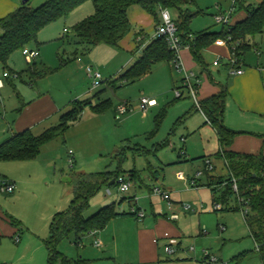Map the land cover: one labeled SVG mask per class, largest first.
I'll use <instances>...</instances> for the list:
<instances>
[{"label":"rangeland","instance_id":"obj_1","mask_svg":"<svg viewBox=\"0 0 264 264\" xmlns=\"http://www.w3.org/2000/svg\"><path fill=\"white\" fill-rule=\"evenodd\" d=\"M10 1H15L19 5L23 2ZM41 1L30 0V4L39 6L43 3H40ZM232 1L196 0L195 3L183 6L182 9L192 13L201 10V13L192 17L190 30L193 33L205 30L221 31L224 25L217 23L215 16L220 13V6L223 10H228ZM254 1L243 0V6ZM239 5L240 3L236 7V15L243 11ZM168 10L173 20H179L178 9ZM94 13V4L88 0L66 17L59 18L40 31L38 39L42 61L41 57H38L36 62L41 70L37 73V83L32 90L50 92L63 106L59 115H56V120L54 118L48 126L57 124L61 112L74 100L92 99L94 103H98L110 99L112 106L102 113H94L90 107H86L81 117L63 134L45 144L36 158L0 162V204L6 212L20 221L22 238H25L29 246L28 258L34 256L35 260L39 259L41 252L39 249L45 257L48 251L45 241L50 236L53 217L57 212L68 210L79 178L84 174L110 170L120 172V177L126 175L128 180L133 173L137 176L139 174L140 178L137 177L133 182L130 180L132 184L127 192L119 191L118 182L113 185L103 184L97 194L90 199L89 207L85 211L86 216L95 213L102 206L120 201L123 197L135 196L131 203L125 201L118 205V209L129 211L132 206L139 205L146 212L144 220H152L153 210L160 214L170 212L168 201L163 200L160 194L154 193V188L164 185L166 188L172 187L176 190L172 192V199L182 202L186 209L182 212L178 225L182 232L178 238V242L181 243L175 253H168L164 249L166 241H160L161 264H261L256 244L242 211L238 209L215 211L214 200L222 203L224 208H230L239 204L236 196H229L226 202L224 185H217L214 190L205 186L211 176L227 177L229 171L224 160L216 156L220 145L211 122L200 106L204 98L202 91L199 92V85L195 86L198 104L183 83L182 79L186 76L184 69L167 61L154 63L147 73L134 82L126 84L113 82L123 67L128 66L132 59H135L131 62L134 63L139 58L141 55L139 43L142 40L144 42L146 38L151 39L150 37L155 34L157 27L155 17L144 12L140 5L132 6L129 10L131 33L117 44L103 42L87 52L75 44L77 37L73 26ZM158 18L160 20L161 10ZM135 32L137 34L141 32L140 41H135L137 36ZM251 42L252 48L241 56L244 62L242 70L245 72L264 66V33L256 34ZM125 43L132 46V50L124 46ZM35 45L33 44L34 47ZM214 45L217 51L202 52L208 70H203L199 64L194 70L202 80L216 87L220 88V84L228 83L231 92L237 75L227 66L228 45L223 40ZM257 48L261 51V56L256 52ZM75 50L77 53L73 55ZM77 57L82 58V61H77ZM218 57L221 63L220 66H215L213 61ZM60 58L72 60L60 67ZM9 64L18 72L26 70L29 66L22 51H16L11 56ZM43 64L52 69V72L44 74ZM87 65L101 73L102 78L97 87H94V79L87 72ZM39 75L41 77H38ZM23 79L26 81L25 77ZM14 83L16 89L8 85L0 89L2 95L0 119L8 120V117L14 114L12 107L18 102V94L31 90L29 84L23 83L20 78H16ZM177 90L183 92L182 98H177ZM248 91L252 96L259 94L256 85ZM143 97L155 99L157 102L147 117L138 109L139 101ZM233 99L230 94L226 101L224 123L229 128L231 127L228 124L235 126L232 128H236L237 131H240L238 128H252L254 131L251 132H254L255 136L243 137L245 139L239 146L240 150H252L254 148L252 140L255 139L253 137L264 134V117L249 111L236 112ZM120 103H129L134 110L118 119L115 115L117 105ZM160 113L164 116L156 129V118ZM240 119L244 125H240ZM39 130L40 128L36 129V133L39 134L41 132ZM11 134V132L2 134L0 143L7 140ZM209 159L215 166L213 170L208 169ZM179 172L186 176L196 175L203 185L187 188L184 181L178 178ZM13 179L17 181L15 192L3 191L1 181ZM108 189L111 190V194L107 193ZM126 217L135 220L134 216ZM87 236L86 246L95 252H101ZM75 242V233H70L59 244L58 249L77 258L78 253L81 254V249ZM4 244V253L7 251L9 255L15 247L21 245L16 244L12 238L5 239ZM119 247L130 248L127 243L120 242ZM204 250L217 256L220 262L205 261ZM244 250L250 252L240 260L234 258ZM24 260L17 261V264H23Z\"/></svg>","mask_w":264,"mask_h":264},{"label":"trees","instance_id":"obj_2","mask_svg":"<svg viewBox=\"0 0 264 264\" xmlns=\"http://www.w3.org/2000/svg\"><path fill=\"white\" fill-rule=\"evenodd\" d=\"M86 1L88 0H46L39 6H32L28 0L13 12L0 18V67L10 73H17L19 77L21 73L10 67L11 56L16 51H23L25 47L31 48L33 44L39 45L38 36L44 27L59 18L66 17ZM91 1L94 4L95 13L73 26L74 34L77 37L75 44L87 52L103 42L117 44L131 32L132 23L129 18V9L133 5H140L145 11L153 15L156 25L160 23L158 13L161 9H178L180 18L176 23L182 40L185 44H190L193 56L199 63H204L203 50L218 39L225 40L231 53L240 59L246 51L252 48L251 40L254 39V36L258 33H264V0H255L246 6H243L242 0L239 7L246 11V16L242 20L224 26L221 31L205 30L198 33H193L189 27L192 17L201 13V10L192 13L187 9H182L183 6L195 3L196 0ZM141 32L137 36L141 35ZM146 39L148 40V38ZM142 44L140 42L139 47ZM76 53L77 50L73 52V55ZM71 60V58H60V67ZM175 60H177V54L170 49L165 38H151L142 48L139 58L115 77L113 82L115 84L134 82L147 73L154 63L160 61L171 63ZM34 61L28 63V69H32L36 65ZM50 72L52 69L43 71L44 74ZM182 97L183 93L177 98ZM225 100L226 88L223 87L218 93L206 97L200 102V106L211 122L219 141L220 147L216 156L224 160L229 171L227 177L215 178L211 176L205 186L214 190L217 185H224L226 187L224 196H227L225 201L227 202L229 196L235 195L239 203L235 207L220 208L215 211L242 210L246 204L249 206V211L243 217L256 244L261 264H264V151L248 153L232 149L236 137L244 132L235 131L224 123ZM111 106L112 101L110 99L98 103H94L92 99L71 101L68 108L61 112L57 124L46 128L39 134H35L30 128L14 132L7 140L0 143V162L36 158L40 154L41 148L63 134L72 123L81 117L86 107H90L94 113H102ZM163 116L164 114L160 113L156 118V129H158ZM262 137L264 138V135ZM118 176L119 172L107 170L84 174L82 178H79L68 210L57 212L50 224V236L45 241L49 250L48 264H57L58 261L71 262L58 249L59 244L70 233H75L77 241L90 231L102 229L112 218L137 216L135 211H120L118 209V205L125 201L131 203L133 196L123 197L118 202L102 206L89 216L85 215L90 199L97 194L103 184H115ZM112 180H115L113 184L111 183ZM234 180L238 186L237 191L233 187ZM1 182L8 181L2 180ZM137 209L139 210V208ZM248 252L250 251L244 250L234 258L240 260ZM74 262L76 264H91L88 259L81 257L75 259ZM160 262L162 263V260Z\"/></svg>","mask_w":264,"mask_h":264},{"label":"crops","instance_id":"obj_3","mask_svg":"<svg viewBox=\"0 0 264 264\" xmlns=\"http://www.w3.org/2000/svg\"><path fill=\"white\" fill-rule=\"evenodd\" d=\"M45 1L46 0H42L40 3L45 2ZM20 5L15 1L0 0V18L5 17L9 13L13 12ZM143 11L147 12L144 9ZM219 11L221 13L226 10H223L222 6H220ZM236 11H237V8L233 13L232 24L239 20H242L246 16V13L244 10L242 11L240 15H236ZM129 18H130V15H129ZM160 22H161V18H160ZM130 33L131 32H129L128 34ZM135 34L137 33L135 32ZM135 37H136L135 41H140L142 36L138 35ZM150 38H153V36ZM148 40L145 39L144 42H142L143 40L141 41V43H143L140 47L141 51H142V48L146 45ZM221 40L223 39H218L216 42L221 41ZM223 41L226 43L225 40ZM215 43H213L211 46H209L205 50L217 51L216 50L217 48L214 45ZM125 44L123 45L132 50V46H128V43H125ZM31 48L38 49L39 50L38 57H41L42 52L40 49V42H39V45H35V47L32 45ZM228 48H229V52L227 54V59L231 54L229 45H228ZM256 52L260 56L262 55L259 48L256 49ZM76 59L79 62L82 61V58L77 57ZM217 59H220V58L218 57ZM217 59H215L214 61H216ZM36 60L34 61L36 65L33 66L32 69L27 68L26 70L19 72L21 74L17 78L22 79L23 83L29 84V87H31V90H28L21 94L18 92L19 93L18 102L13 104V107H12L14 114L12 113L8 117V120L6 118L0 119V136L4 134L5 132L14 133V132L22 131L27 128H30L35 134H38V132L36 133V129L40 128L39 131L42 132L46 128L50 127L48 126V123L54 120V118L56 120V115H59V112L63 108V106L57 102V100L50 94V92H42V90H39V89L37 91L32 90L33 86L36 85L37 83L36 81L37 73L41 70L38 68V64ZM134 60L135 59H132L128 63V66H126L125 68L123 67V69L125 70L127 67L132 65L133 63L131 62H133ZM41 61H42V57H41ZM214 61H213V64H214ZM177 62L174 61L173 63H175L176 65H179L180 68H183L185 74H187L188 72H194L196 77L200 79L201 84H199V92L202 91V98H206L213 94H216L219 91H221V89L224 87L226 88L225 106H226V101H228L229 96L231 94V96L234 98L233 103H234L236 112L245 113L246 111H249V113H253L255 115L264 117V66L263 65H262L263 69L262 68L253 69L249 72L243 71L242 74L235 73L237 77L235 78V83L233 84L231 88V92H230L228 83L220 84V88H219L213 84H210L208 81L206 82L202 80L201 76L195 72L194 67L199 64L201 65L203 70H208V65L205 62V60H204V63H199L198 61H196L190 47H185L180 51ZM220 63H221V59L218 65H215V64L214 65L220 66ZM243 63L244 62L242 60L239 67L242 68ZM227 66L232 72V69L229 63H227ZM46 69H50V68H48L47 65L43 64L42 71ZM123 69L121 70V72L123 71ZM3 71L4 70L0 67V79H2ZM23 77H25L26 81L23 79ZM38 77H41V75H39ZM15 79L16 78H11V77L4 78L3 87H1L0 89L5 88L6 85L11 86L14 89H16V84L14 83ZM185 79H186V76L182 79L183 83L185 82ZM255 85L257 89L259 90V94L256 93L255 95L252 96V93H250V91L248 90H250V88ZM25 86H28V85H25ZM1 100H2V95H0V104H1ZM121 104L123 103L118 104L117 107ZM139 105H140V101H139ZM139 105H138V109L140 110ZM156 105L150 107L146 114L143 113L144 115H146L145 117L148 116L147 114L149 113V111L152 108H154ZM133 110L134 108L131 107L130 105L129 111H133ZM224 113H225V110H224ZM239 123L240 125H244L242 124L243 122L241 119ZM228 125L231 127V129L233 130L235 129V131H237L236 128H232L235 126H232L231 124H228ZM238 129H240V131L244 133L239 134L236 137L232 145V149L236 151L248 152V153H258L259 151H264V138L262 137V135L264 134L258 135V137H253L255 139L252 140L254 142L253 143L254 148L252 150H246V151L240 150L239 146L243 143V140L246 138V136H255V134L254 132H251V131H254L252 128L244 127V128H238ZM255 131H260V130H255ZM208 161L211 162L210 159ZM211 164L213 165L212 162ZM119 176H120V172H119ZM137 177L140 178L139 174L137 176L136 173H133L132 175H130L129 180L127 179L126 175L124 178H126L129 182L130 180L133 182L137 180ZM178 178L184 181V185L187 188H189L190 186L199 187L203 185L200 182L199 178L196 177V175L193 176V175L187 174L186 176V174H184L183 172H179ZM9 182L14 185L13 192H15V189L17 187L16 186L17 181L13 179ZM159 188L162 191L168 192L170 195L171 205L169 206V204H167L168 210L170 211L169 213L160 214V213H156L153 210L152 220H144L147 215H146V212L143 210L145 212V216L142 219L138 218L137 216H134L136 222L135 220L129 217H126V216L112 218L106 224V226L103 227L102 229L93 230L96 232L90 231L87 234H85L83 237H81L80 240H77L75 242V244L79 246V249H81V252H80L81 254L78 253L77 258L81 257L83 259H88L91 264H161L160 262L161 261L160 241L165 240L166 241L165 245H166L170 237L175 238L177 240L178 238H180V236L182 235V232L178 225H179V221L181 220V214L182 212H185L186 209L181 204L182 202L180 203L178 200L172 199V192L176 191L174 190V188L172 187L166 188L164 185ZM133 197L135 198V196ZM217 203L221 204V208H224L222 203L216 200H214L213 202L214 207H215V204ZM132 207H136L142 210V208L139 205L138 206L135 205ZM172 215H177V218L172 219L171 218ZM20 224H21L20 221L16 220L14 215L10 214L9 212H6L5 209L0 204V264H7V263L17 264V261L19 262V260L21 259H25L23 264H44V263L46 264L48 263L49 250L46 251L45 257L43 255L42 250L39 249L41 251L39 259L35 260L34 256L28 258L30 256V253L28 252L29 246L25 238H22V235H21L22 226ZM85 236L91 238L92 239L91 241L94 244V246L97 247L98 250H100L101 252H95L89 247H87L85 244V241L87 242V239ZM8 238L14 239L16 244H21L15 247L12 254L10 255L7 253V251L6 253H4L5 251L3 250L5 248L4 241L5 239H8ZM98 239L101 240L102 242L101 246L95 245V241ZM119 242L122 244L127 243L130 246V248L129 249L120 248ZM180 243L181 242L179 241L177 248L180 247ZM59 251L61 252V254H63V256L70 259L71 262L63 263L61 261H58L57 264H76L74 261L77 258L71 257L66 252H63L61 250ZM217 259L218 261L214 263L220 262L218 257ZM204 260L206 261L207 259L204 257Z\"/></svg>","mask_w":264,"mask_h":264},{"label":"built area","instance_id":"obj_4","mask_svg":"<svg viewBox=\"0 0 264 264\" xmlns=\"http://www.w3.org/2000/svg\"><path fill=\"white\" fill-rule=\"evenodd\" d=\"M242 0H233L232 5L230 8L226 11H223L215 16L216 22L221 23L224 26H228L232 24V19H233V13L236 10L237 4L240 3ZM158 37H163L166 39L168 42V45L171 50H173L177 54V60L180 54V51L185 48V47H190V44H185L182 40V36L180 34L178 25L175 20L171 17V14L168 9H161V22L157 25L155 34L153 35V38H158ZM27 63H32L38 56H39V50L38 49H32L30 47H25L22 51ZM241 58L239 59L236 55L230 54L228 57V63L231 66L232 72L237 73V74H242L243 70L241 67H239L241 63ZM220 62V59H217L214 61L215 65H218ZM178 63V62H177ZM179 67V65H177ZM87 72L90 77L94 79V87H97L100 85V80L102 78L101 73L99 71H94L93 67L88 65L86 67ZM17 78L18 74L17 73H10L8 70H4L2 74V79H0V88L3 87V79L4 78ZM200 79H198L195 75L194 72H188L186 74V79L184 82V85L188 87V89L191 91L192 95L194 96L195 100L199 104V101L197 100V90L195 89V86L199 85ZM182 95L181 91H176V96L180 97ZM157 102L155 99H150L147 97H143L140 99V105L139 108L140 110L146 114L147 111L149 110L150 107L156 105ZM130 110V105L128 103H123L117 107L116 110V117L118 119L122 118L128 111ZM208 164V169L213 170L214 166L211 164V162H207ZM119 183V191L120 192H127L129 191L131 187V183L124 177H118L116 180ZM234 190H238V186L236 183V180H234ZM2 190L3 191H8V192H13L14 191V185L11 184L9 181L8 182H3L2 183ZM108 194H111V190L108 189L107 191ZM154 193L160 194L164 200L168 201L169 206L171 205L170 202V195L168 192L162 191L160 188H154ZM221 204H215V209H220ZM249 206L246 204L244 208H242V213L245 216V214L249 211ZM131 211H135L137 214V217L142 219L145 216V212L141 209H137L136 207H132ZM172 219L177 218V215H172ZM96 232V231H93ZM96 246H101L102 242L101 240H96L95 241ZM178 245V240L175 238L170 237L168 239V243L165 245L164 249L168 253H175L176 248ZM191 249H194L191 247ZM204 257L209 260L210 262H217L218 259L216 256L211 255V253L208 250H204Z\"/></svg>","mask_w":264,"mask_h":264},{"label":"water","instance_id":"obj_5","mask_svg":"<svg viewBox=\"0 0 264 264\" xmlns=\"http://www.w3.org/2000/svg\"><path fill=\"white\" fill-rule=\"evenodd\" d=\"M26 1H28V0H23V2H26ZM115 182V180H112V183H114Z\"/></svg>","mask_w":264,"mask_h":264}]
</instances>
